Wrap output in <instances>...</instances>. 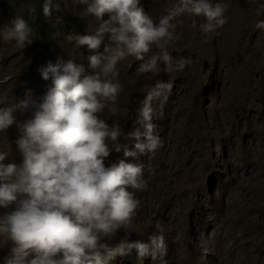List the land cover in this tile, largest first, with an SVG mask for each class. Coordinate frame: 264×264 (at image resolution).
I'll list each match as a JSON object with an SVG mask.
<instances>
[{
	"label": "rangeland",
	"instance_id": "374dc122",
	"mask_svg": "<svg viewBox=\"0 0 264 264\" xmlns=\"http://www.w3.org/2000/svg\"><path fill=\"white\" fill-rule=\"evenodd\" d=\"M39 1L0 0V32L17 16L33 30L32 43L24 48L0 37V96H6L9 105L24 99L27 90L37 100L46 93L51 80L42 79L41 66L74 59L84 65L85 74L95 75L98 70L89 67L87 58L107 55L105 48L114 47L110 34H105L96 50L77 47L67 39L94 34L100 23L84 14L87 5L79 0H51L47 20L54 31L44 36L39 27L43 17ZM205 2L213 7L223 3L227 23L205 34L200 28L207 22L203 14L184 13L175 18L174 39L165 47L174 62L190 61L183 70L166 71V64L158 61L154 71L139 72L144 61L134 56L116 65L122 90L98 116L110 127H119L118 142L130 150L134 141L127 134L139 127L135 120L147 95L145 86L163 81L172 87L163 106L162 98L153 101L152 123L161 140L156 150L138 153L135 159L125 157L123 150L116 152L114 143L108 141L105 166L121 160L142 164L146 187L129 189L139 201L131 225L101 242L115 247L127 237L151 244L150 236L163 235L167 264H264V29L255 27L264 20V0ZM177 3L141 0V7L158 22ZM109 18L105 14L103 19ZM159 52L156 45L150 46L145 60ZM33 111L17 110V123L33 118ZM18 137L17 124L0 132V152L8 154L5 165H22ZM14 210L15 203L0 208V216ZM157 222L162 233L155 227ZM10 248V242L0 237V264ZM102 257V264H161L159 254L156 259H139L134 251L114 258L102 251Z\"/></svg>",
	"mask_w": 264,
	"mask_h": 264
},
{
	"label": "clouds",
	"instance_id": "9594fccd",
	"mask_svg": "<svg viewBox=\"0 0 264 264\" xmlns=\"http://www.w3.org/2000/svg\"><path fill=\"white\" fill-rule=\"evenodd\" d=\"M79 2L87 5L84 14L100 23L94 34L70 35L67 39L75 41L77 47L86 45L96 50L105 34H110L114 45L105 48L107 55L87 58L89 67L98 70L96 74H85L84 65L74 59L49 62L38 70L44 81L51 80L38 100L31 90L26 91L24 99L10 105L6 96H0V105H7L0 107V132L17 124L16 144L23 157L19 167L5 165L8 154L0 152V208L16 204V210L0 216V237L11 244L4 264H102V251L108 258L133 251L139 259H156L159 254L161 264H167L163 235L150 236L151 244L127 237L115 247L101 241L131 225L139 201L129 189L146 187L142 164L121 160L118 165L105 166V158L110 155L108 141L114 143L116 152L123 150L125 157L135 159L138 153L156 150L161 140L152 123V105L157 98H162L161 106L167 103L172 85L157 81L154 87L145 86L147 95L135 120L139 127L127 134L134 141V150L118 142L119 127H110L98 113L114 103L122 90L117 82L118 62L134 56L144 61L139 72L154 71L158 61L166 64V71L183 70L190 61L180 58L174 62L165 47L174 39L173 21L184 13L203 14L207 22L200 25L202 32L214 33L227 23L225 6L221 2L213 7L205 0H178L157 22L141 7V0ZM51 12L48 0L43 13L50 17ZM105 14L110 17L106 21ZM255 27L264 29V20ZM32 31L28 22L17 16L0 37L15 40L17 47L24 48L32 43ZM152 45L160 52L145 60ZM30 108L34 110L33 118L17 123L14 113ZM155 227L162 233L159 222Z\"/></svg>",
	"mask_w": 264,
	"mask_h": 264
},
{
	"label": "trees",
	"instance_id": "16d2710c",
	"mask_svg": "<svg viewBox=\"0 0 264 264\" xmlns=\"http://www.w3.org/2000/svg\"><path fill=\"white\" fill-rule=\"evenodd\" d=\"M46 3V0H40L38 2V4L40 5V11H41V14L43 15L42 18H40V24H39V27H40V30L42 32V34L46 37H49L52 35L54 29L52 28V26L49 24L48 20H47V17H45L44 13H43V7Z\"/></svg>",
	"mask_w": 264,
	"mask_h": 264
}]
</instances>
